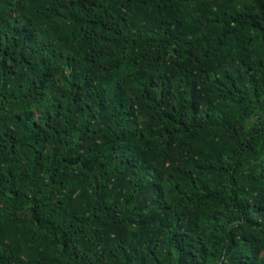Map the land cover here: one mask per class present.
Masks as SVG:
<instances>
[{"label":"trees","instance_id":"obj_1","mask_svg":"<svg viewBox=\"0 0 264 264\" xmlns=\"http://www.w3.org/2000/svg\"><path fill=\"white\" fill-rule=\"evenodd\" d=\"M0 264H264V0H0Z\"/></svg>","mask_w":264,"mask_h":264}]
</instances>
